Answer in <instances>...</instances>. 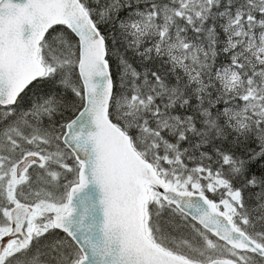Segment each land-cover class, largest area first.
<instances>
[{"label": "snow or ice", "instance_id": "obj_1", "mask_svg": "<svg viewBox=\"0 0 264 264\" xmlns=\"http://www.w3.org/2000/svg\"><path fill=\"white\" fill-rule=\"evenodd\" d=\"M0 264H264V0H0Z\"/></svg>", "mask_w": 264, "mask_h": 264}]
</instances>
